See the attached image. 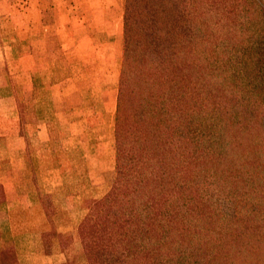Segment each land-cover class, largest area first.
Segmentation results:
<instances>
[{
	"label": "trees",
	"instance_id": "1",
	"mask_svg": "<svg viewBox=\"0 0 264 264\" xmlns=\"http://www.w3.org/2000/svg\"><path fill=\"white\" fill-rule=\"evenodd\" d=\"M114 141L86 264H264V2L124 0Z\"/></svg>",
	"mask_w": 264,
	"mask_h": 264
},
{
	"label": "crops",
	"instance_id": "2",
	"mask_svg": "<svg viewBox=\"0 0 264 264\" xmlns=\"http://www.w3.org/2000/svg\"><path fill=\"white\" fill-rule=\"evenodd\" d=\"M11 1L0 0V264H59L74 257L78 208L115 170L123 3Z\"/></svg>",
	"mask_w": 264,
	"mask_h": 264
},
{
	"label": "rangeland",
	"instance_id": "3",
	"mask_svg": "<svg viewBox=\"0 0 264 264\" xmlns=\"http://www.w3.org/2000/svg\"><path fill=\"white\" fill-rule=\"evenodd\" d=\"M257 2H261V4L263 5V2L264 0H256ZM115 2H117V7H121L122 8V3H123V0H118V1H111V0H107L106 3L112 8V9H115L116 10V6H115ZM20 3L18 0H12L11 1V4L13 5V11H15L16 9H19V4ZM63 3V2H62ZM122 10V9H121ZM251 11L253 12V14H249L250 16H255L257 14H259V11H258V7L254 6ZM114 12V11H112ZM119 12V11H118ZM18 22H19V15H16L15 14V17L13 18V21L12 23L13 24H16L17 23V26H18ZM262 76L260 74L256 75L253 77V80L255 83H259V77ZM233 80H235V76L233 77ZM258 87L254 90H249V93L251 91H257ZM103 165V164H102ZM114 172L115 170H113L112 168V162L110 161V164H109V169H107L106 173H105V178H104V185L102 188L100 189H96L94 190L91 194L87 195L88 196V202H86V205L88 207V205L94 200V199H97L99 197H101L102 195H104L106 193V191L109 189L111 183H112V179L114 177ZM79 212H76L78 214V216L76 217V219H78V222L80 221V216L83 212H87L86 211V208H78ZM59 215V218L58 220L61 221L62 219H64V216H63V213H61V211L58 213V214H55L54 216H58ZM80 218V219H79ZM77 222V223H78ZM77 227V224L75 225ZM76 233H77V229H76ZM77 237H74L73 240H72V248L74 249V257H72V259H75V262L76 264H86V261L84 259V256L82 254V248H81V244L80 242L78 241L79 237H78V234H76ZM76 252V253H75Z\"/></svg>",
	"mask_w": 264,
	"mask_h": 264
}]
</instances>
